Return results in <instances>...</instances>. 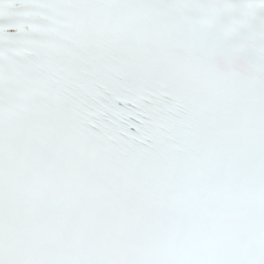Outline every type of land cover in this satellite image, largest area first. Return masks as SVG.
Returning <instances> with one entry per match:
<instances>
[{
  "label": "snow or ice",
  "instance_id": "obj_1",
  "mask_svg": "<svg viewBox=\"0 0 264 264\" xmlns=\"http://www.w3.org/2000/svg\"><path fill=\"white\" fill-rule=\"evenodd\" d=\"M0 264H264V0H0Z\"/></svg>",
  "mask_w": 264,
  "mask_h": 264
}]
</instances>
